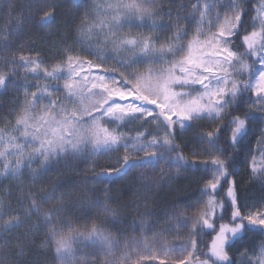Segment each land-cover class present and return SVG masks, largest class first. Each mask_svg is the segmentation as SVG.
<instances>
[{"label": "snow or ice", "instance_id": "1", "mask_svg": "<svg viewBox=\"0 0 264 264\" xmlns=\"http://www.w3.org/2000/svg\"><path fill=\"white\" fill-rule=\"evenodd\" d=\"M71 4L77 14L61 23L60 0L28 13L48 36L53 26L77 34L79 52L66 42L48 44L49 56L57 53L50 65L36 47L44 37L30 39L28 54L23 44L14 47L23 36L22 11L15 30L0 29V52L8 53L0 55V108L7 103L11 117H0L10 125L0 128V178L16 181L0 188V252L15 256L11 264H47L49 251L58 264H264V203H242L229 179L251 125H264V0H195L189 8L176 0ZM16 11L7 5L8 20ZM29 74L44 83H30ZM9 89L15 91L6 100ZM257 144L264 146V127ZM109 153L117 154L115 164L93 167L85 184L37 185L59 175L62 164L79 173L74 161ZM252 161L250 176L264 188V166H255L254 155ZM172 167L202 173L199 197L183 212L161 216L148 196L137 199L131 182L112 193L113 176L140 170L134 179L156 188L161 180L146 172L163 178ZM128 211L138 212L139 222L129 221ZM173 231L178 242L169 245L162 238ZM9 260L0 256V264Z\"/></svg>", "mask_w": 264, "mask_h": 264}, {"label": "trees", "instance_id": "2", "mask_svg": "<svg viewBox=\"0 0 264 264\" xmlns=\"http://www.w3.org/2000/svg\"><path fill=\"white\" fill-rule=\"evenodd\" d=\"M46 1L38 2L37 0H0V29H2L6 24H10L12 29L15 30L17 28V19L21 15V11L24 16V23L20 25V27L23 28V36L22 39L17 41L14 44V47L18 48L20 44H23L24 46V54H28L29 49V41L30 39H36L37 37H44L45 43L43 44H37V48H44L45 51L42 53L43 56L46 58V62L50 65L52 63V57L57 55L55 48L52 49V56H49L48 54V44L49 43H64L73 46L76 51H80V46L75 43L76 40V32L72 28L68 29H61L58 33L55 32V26H53L54 35L48 36L47 35V29H40L35 26H33L32 22L28 18V13L31 11L33 16H35V13L37 11L35 5L37 4H43ZM89 3H92L93 0H88ZM96 3L104 4L105 0H95ZM177 4H179V0H176ZM259 0H251L252 6H257ZM9 3H13L16 5V13L12 17V20H8L6 16V8ZM32 4L33 6L31 9H29L28 5ZM61 8L57 11V22L61 23L63 20L70 19L73 15H76L77 12L75 8L71 4V0H60ZM85 9L81 8L79 9V13H82ZM250 15H255V13L250 11ZM251 31V29H249ZM19 55V51L16 53ZM0 55H8L7 52H0ZM111 64V61L108 62ZM17 83L21 84L23 81L17 79ZM13 89H9L5 99H11V92ZM22 98V96H21ZM8 105L5 103L4 108H0V117H5L8 113ZM4 122H0V125H2ZM205 128L214 126L209 125V123L202 122ZM260 126H262L260 124ZM253 131L249 133V136L245 139V149L239 157L237 158L236 164L231 169L233 176H231L229 179H234L236 185L238 186V190L240 191L242 195V200L245 198H248L255 193H257L255 186V183L251 180L250 171L248 167V155L250 151L254 148V146L257 144V138L258 134L256 132V129L251 125ZM178 142V141H177ZM184 155L187 156L188 150L184 149ZM95 158V159H94ZM74 166L79 168V173L71 171L67 165L62 164L57 172L59 175H57L56 172L46 175L43 177L42 180L37 181V185L43 184L44 187L51 189V182H60L63 184H67L69 188L73 187L75 184H85V180L83 179L85 176L91 177L93 173L90 171L93 167L96 168L97 171H100L102 166H97L96 156L95 157H88L85 162H80V159H77L73 162ZM36 166V165H35ZM27 171L24 172V176L27 177ZM191 177H181L177 179L174 182L173 186H169L170 188L163 187L161 190H158L156 192L149 191V189L141 190L139 193H137V199H142L144 196H148L150 200V204L148 207L159 213L161 216H163L165 213H173L177 214L184 211V205L187 203L188 197H191L194 193L197 194L200 189H197V186H195L196 182L192 181L190 179ZM27 179H31L30 177H27ZM195 179V178H194ZM111 180L115 181L111 185V190L113 194H116L120 191H127L129 188V183L131 182L133 184V190L137 189L134 185L135 179L133 176V172L130 173L128 176L124 177V179L119 180L115 176L111 177ZM27 182V181H26ZM105 182L107 183V178H105ZM129 182V183H128ZM16 181L9 179H2L0 180V188L7 187L10 185L15 184ZM97 187L102 188L104 185L101 184H88V187ZM136 186L140 188V186L136 183ZM66 189H61V191H65ZM15 192V189H13ZM59 195V192L57 193ZM14 202V200H13ZM51 203V202H50ZM50 206V204L48 205ZM145 209L142 206L140 209V212H143ZM190 214V213H189ZM127 219L129 221L136 219L137 222H139L140 216L138 212L128 211L126 213ZM147 218V217H146ZM227 223V218L223 221ZM181 232V235L184 237V239H187V230L181 229L179 230ZM44 229L39 230V234L35 237V244L39 245L42 240L44 239ZM167 244L172 245L177 243L175 231H173L170 234H166L162 238ZM203 239L210 243L211 237L204 236ZM2 255H9L10 260L9 264H11V259H15V256L13 254H6L3 252H0V256ZM54 261V254L49 251L47 255V264H52ZM149 264H159V263H149Z\"/></svg>", "mask_w": 264, "mask_h": 264}, {"label": "rangeland", "instance_id": "3", "mask_svg": "<svg viewBox=\"0 0 264 264\" xmlns=\"http://www.w3.org/2000/svg\"><path fill=\"white\" fill-rule=\"evenodd\" d=\"M37 1L38 2H41V1H46V0H37ZM193 2H195V0H179V4L180 3H183L184 6H185V8H189L190 7V4L193 3ZM21 74L23 75V71L22 70H21ZM29 82L30 83H37V82L44 83L43 80H41V81L33 80L31 74H29ZM60 83H63V81H61ZM14 91H15V89H13V91L11 92V97H12ZM20 96H23L22 89L20 90ZM5 117H7V115ZM7 119H11V117H7ZM203 122L208 123V121H203ZM252 126L254 127V129H256V132H257L258 135H259L260 128L261 127H264V125L260 126V122L259 121L254 122L252 124ZM3 127H10V125H7V123L5 121L2 125H0V128H3ZM135 128H136V125L135 124L128 125V129L131 130V132H130L131 135H135ZM15 134L18 135V133H15ZM190 137H191V133H186L183 137H181L178 140V143H180L181 145H183V143L185 141L189 140ZM187 150H188L187 156L190 157V151H189V149H187ZM262 150H264V146H260V145L256 144L254 146V148L250 151L251 155L250 154L248 155V167H249V171L250 172H251V166H252V163H253V161H252V156L253 155L255 156V166L257 168H259L261 166H264V158H262L260 156V151H262ZM116 156H117L116 153H109L108 155L96 156L97 166L98 167H100V166L107 167L110 164H115V162H116ZM33 167H36L35 164L33 165ZM27 170L28 169L26 168L24 170V172L27 171ZM139 171L140 170H133V176H134V178L137 176V174H138ZM165 172H166V175L163 178H161L159 176V170H157V172H151V171L146 172V176L144 178H150L151 177V178H156V179H160L161 180L160 187L148 188L149 191H152L154 193V192H156L158 190H161L163 187L170 188L171 186L174 185V182L177 179H179L181 177H185V176L186 177H189L190 176L191 177L190 179L193 182L194 181L196 182L195 186H197V189H200L202 187V184H201V176H202V173L199 172V171H197V172H191V171L181 170L179 172V174H178L176 168L175 167H172L170 169H165ZM2 179L3 178H0V180H2ZM135 180H136L135 183H134L135 187L137 189H140V190H145V187L141 184L140 180L139 179H135ZM169 180H170L171 183H169ZM251 180H252V178H251ZM252 181L255 183V185L257 187V189H256L257 193H255L254 195H252V196H250L248 198H245V199L241 200V202L242 203L247 202L250 206L251 205H257V206H259L262 203H264V201H262V199H261L262 196H264V188L261 187V184L260 183L254 181V180H252ZM136 183L140 186V188H138L136 186ZM198 197H199V191L197 192V194L194 193L191 197H188L187 203L189 202V199H195V198H198ZM153 262L154 263H159L158 260H156V261H150V260H148V261H144L143 264H149V263H153ZM52 264H58V262L56 261L55 257H54V261H53Z\"/></svg>", "mask_w": 264, "mask_h": 264}, {"label": "bare ground", "instance_id": "4", "mask_svg": "<svg viewBox=\"0 0 264 264\" xmlns=\"http://www.w3.org/2000/svg\"><path fill=\"white\" fill-rule=\"evenodd\" d=\"M110 157V156H109ZM95 159V158H94ZM102 162V161H101ZM169 179V178H168ZM129 183V182H128ZM171 183V182H170ZM259 183V182H258ZM171 185V184H170ZM144 186V185H143ZM256 186V185H255ZM141 191V190H140ZM242 193V192H241Z\"/></svg>", "mask_w": 264, "mask_h": 264}]
</instances>
